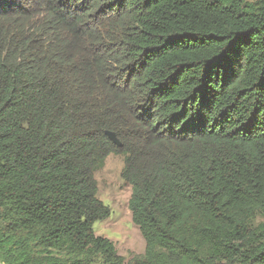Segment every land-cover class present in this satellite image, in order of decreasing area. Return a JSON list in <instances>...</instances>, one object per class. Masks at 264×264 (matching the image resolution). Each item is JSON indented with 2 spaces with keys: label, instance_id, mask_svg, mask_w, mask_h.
Wrapping results in <instances>:
<instances>
[{
  "label": "trees",
  "instance_id": "16d2710c",
  "mask_svg": "<svg viewBox=\"0 0 264 264\" xmlns=\"http://www.w3.org/2000/svg\"><path fill=\"white\" fill-rule=\"evenodd\" d=\"M0 264H264V0H0Z\"/></svg>",
  "mask_w": 264,
  "mask_h": 264
},
{
  "label": "rangeland",
  "instance_id": "374dc122",
  "mask_svg": "<svg viewBox=\"0 0 264 264\" xmlns=\"http://www.w3.org/2000/svg\"><path fill=\"white\" fill-rule=\"evenodd\" d=\"M123 169V157L110 155L103 168L95 173L98 197L110 209V216L97 222L94 229L97 236L113 242L118 255L127 263L144 255L145 240L132 220L129 208L132 189L122 179Z\"/></svg>",
  "mask_w": 264,
  "mask_h": 264
},
{
  "label": "water",
  "instance_id": "95a60500",
  "mask_svg": "<svg viewBox=\"0 0 264 264\" xmlns=\"http://www.w3.org/2000/svg\"><path fill=\"white\" fill-rule=\"evenodd\" d=\"M109 139L118 147H122L120 140L117 138V135L113 132H107Z\"/></svg>",
  "mask_w": 264,
  "mask_h": 264
}]
</instances>
